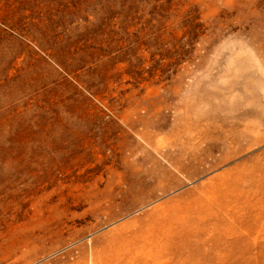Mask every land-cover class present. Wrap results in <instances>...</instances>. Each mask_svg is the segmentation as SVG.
Here are the masks:
<instances>
[{
    "label": "rangeland",
    "instance_id": "rangeland-1",
    "mask_svg": "<svg viewBox=\"0 0 264 264\" xmlns=\"http://www.w3.org/2000/svg\"><path fill=\"white\" fill-rule=\"evenodd\" d=\"M0 264H264V0H0Z\"/></svg>",
    "mask_w": 264,
    "mask_h": 264
}]
</instances>
